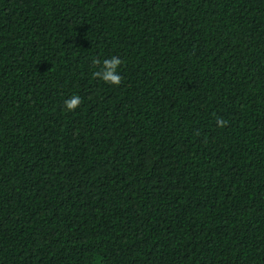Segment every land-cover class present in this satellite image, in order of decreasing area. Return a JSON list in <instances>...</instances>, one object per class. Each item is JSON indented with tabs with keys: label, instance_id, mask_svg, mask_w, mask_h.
<instances>
[{
	"label": "trees",
	"instance_id": "16d2710c",
	"mask_svg": "<svg viewBox=\"0 0 264 264\" xmlns=\"http://www.w3.org/2000/svg\"><path fill=\"white\" fill-rule=\"evenodd\" d=\"M0 264H264V0H0Z\"/></svg>",
	"mask_w": 264,
	"mask_h": 264
},
{
	"label": "clouds",
	"instance_id": "9594fccd",
	"mask_svg": "<svg viewBox=\"0 0 264 264\" xmlns=\"http://www.w3.org/2000/svg\"><path fill=\"white\" fill-rule=\"evenodd\" d=\"M93 65L98 67V70L93 72V76L99 78L103 82L109 85L119 86L122 82V77L119 75V67L122 64V60L116 56H112L109 59L100 60L94 59ZM65 109L69 112L74 111L81 104V97L79 95H73L69 99L64 101ZM227 121L222 119L218 120L220 127L226 126Z\"/></svg>",
	"mask_w": 264,
	"mask_h": 264
}]
</instances>
